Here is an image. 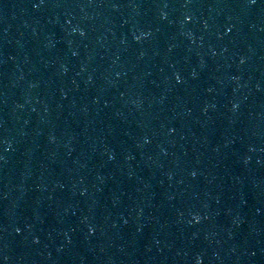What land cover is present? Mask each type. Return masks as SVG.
Masks as SVG:
<instances>
[{"label": "snow or ice", "instance_id": "snow-or-ice-1", "mask_svg": "<svg viewBox=\"0 0 264 264\" xmlns=\"http://www.w3.org/2000/svg\"><path fill=\"white\" fill-rule=\"evenodd\" d=\"M251 2L254 4L256 2V0H251Z\"/></svg>", "mask_w": 264, "mask_h": 264}]
</instances>
